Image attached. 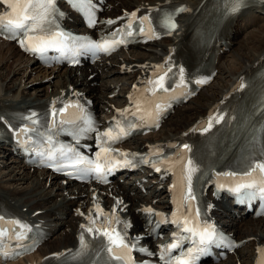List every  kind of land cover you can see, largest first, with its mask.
Wrapping results in <instances>:
<instances>
[{
    "label": "bare ground",
    "instance_id": "1",
    "mask_svg": "<svg viewBox=\"0 0 264 264\" xmlns=\"http://www.w3.org/2000/svg\"><path fill=\"white\" fill-rule=\"evenodd\" d=\"M165 1H179L187 3L192 8L198 0H117L118 4L113 5V8L132 9L139 5H155ZM264 13V7L261 8ZM259 20L264 21V16L255 10L249 11L244 15V20L241 25L240 18H237L232 28V33H237L240 28L253 27L252 25L259 23ZM262 21V22H263ZM248 25V26H247ZM245 32V31H244ZM198 26L194 29L193 36L199 37ZM233 46L238 45L237 53L227 68H222L223 59H219L218 78L213 80L203 94L200 92L196 98L190 101L185 108H178L173 115L169 116L161 129L155 136H151L152 140H166L183 136L187 133L190 126L198 118L205 115L206 111L220 99V97L228 90L238 76L245 74L256 61L264 56V24L252 30L243 40L235 42ZM3 45V44H1ZM166 41L155 43L145 52H136L125 56H119L117 59H111L103 65L106 69L104 75L92 69L84 74H75L71 70H54L44 69L40 66L32 64L30 61L22 58L15 49L9 45L0 46V100L12 104L16 107H22L30 103L39 102L55 95L61 91L78 90L89 97L100 102H110L106 99L111 92L110 86L118 85L119 77L125 79L128 83L133 82L136 77H139L144 71L149 61H154L157 55L164 49ZM229 53L234 51L232 47ZM221 63H220V62ZM122 64H129L132 67V73L128 75L118 74V69ZM221 64V65H220ZM7 70V75L4 70ZM12 74L11 79L6 80ZM93 75L87 79V76ZM249 74L247 82H255L259 79ZM33 80V83L31 81ZM38 81V83L36 82ZM215 82V84H213ZM37 85V88L34 86ZM21 86H27L28 90L20 89ZM29 90L34 91L32 94H27ZM123 88H120L122 91ZM184 108V109H183ZM147 138V137H146ZM146 138H136L135 146H141L146 141ZM219 153H223L227 163L231 164V159L234 157L232 152H225V148L218 149ZM206 155L202 157L207 162L215 155L213 150H206ZM6 149L0 147V159L6 157ZM8 157V156H7ZM213 164L221 165L218 160H213ZM0 202L7 204L10 208H25L28 215H32L35 211H42L41 214L32 216L34 219L43 221L45 227L53 232L52 237L47 241L34 255L29 256V261L35 258L42 257L48 253L66 248L72 244L73 221L79 219L74 217L78 209L86 213L89 208L103 206L106 199L99 196L92 200L89 193L83 187H73L70 184L61 185L60 181L55 178H48L44 173L29 171L22 166L16 159L9 161H0ZM122 198L125 203H128V213L143 202V198L136 197L137 191L123 190ZM132 193V195H129ZM154 195V194H152ZM222 204L221 202L218 204ZM232 214L229 211H217L216 218L228 230L237 237V239L248 238L246 245V253L243 255L242 250L236 252L234 256L226 259L223 264H250L252 255L257 249V246L264 241V219L251 220L239 219L238 222H243L242 227L236 228L232 226ZM225 223V225H224ZM250 256V260L246 263ZM16 264H24V261ZM222 264V263H221Z\"/></svg>",
    "mask_w": 264,
    "mask_h": 264
},
{
    "label": "snow or ice",
    "instance_id": "2",
    "mask_svg": "<svg viewBox=\"0 0 264 264\" xmlns=\"http://www.w3.org/2000/svg\"><path fill=\"white\" fill-rule=\"evenodd\" d=\"M8 2H9V6L13 9V12L15 13V19L7 20V25L10 26V28L22 29V28H25L26 22L32 21L31 25L27 28V31L35 32L38 29L43 31L44 25L46 23H51V21L49 20V17L54 11L53 9L54 0H8ZM76 2L78 4H83L85 3V0H76ZM260 2L264 3V0H260ZM244 3H245V0H233V7L231 10L233 12L238 11L239 8ZM33 8L37 9L35 15H33L31 12ZM180 10L183 11L185 9H180ZM132 15L134 17L135 13H133ZM3 19H4L3 17H0V23H3ZM144 20L147 21L148 17H144ZM91 22L94 23V20ZM109 23H112V21H109ZM165 23L169 30H173L176 27V25L171 22V18L166 20ZM128 27L131 28V23H129ZM143 30L144 29L141 28V31ZM131 34H132L131 32L128 33V35H131ZM62 35H63L62 33H56L54 36L50 37L47 40L42 39V38H39L38 40L37 37L28 36L26 34L25 39L21 40L20 44L22 47H25L26 51L41 53L48 47L62 46V41L57 39V37H61ZM11 38H14V37H11ZM37 40L38 42H36ZM119 43H121V41L119 40H113L111 42L108 40H105L101 43L90 44L89 47L96 51H103L107 53V52L114 50L115 45ZM168 71H171V69H168ZM180 74H181V83H183V69H180ZM163 81H164V76H160L159 79L155 81V84L159 88H164ZM204 82L205 81H202V80L197 81L198 84H202ZM149 83H152V81H149ZM241 87H243V84H241ZM166 90L167 89H165V91ZM157 107L159 108V105ZM61 111H63V109ZM0 119H2V117H0ZM221 119H223L222 116L221 117L210 116L207 122V127H205L203 131L204 132L209 131V129L213 125V121L218 124L220 123ZM32 122L36 123L35 120H33ZM102 135L107 136L109 140H112L113 142L119 139L118 136H113L110 131L105 132ZM184 148L190 151L188 145H184ZM101 152L107 153L109 156L111 155V150L108 148L102 147ZM120 155H127V154L121 153ZM99 157H100V154L98 153L97 154L98 160H99ZM88 163L92 165V167L88 168L86 172L95 171L97 173V178L103 181L104 180L103 165L100 164L99 162H93V161H89ZM124 163L130 164L131 161L125 160ZM184 167H185V179L188 181V192L185 196V199H194L195 197L192 195V191H191V179H192V175L196 172L197 169L191 160H188ZM256 167H258L262 172H264V164H258ZM110 170L111 169L109 168V171ZM156 170L159 171L160 169L157 168ZM146 211L151 212V209H147ZM100 215H101V210L97 207V216L99 217ZM0 220H3L2 216H0ZM89 220H90V223L93 225V227L85 228L84 225H82L81 227L84 228L85 231L90 234H98L100 236L105 237V239L107 240V246L105 249L107 253L111 256L112 259H115V260L122 259L121 256L116 255V250L122 249V248L128 249V245L125 244L123 236L119 232H117L114 228H109L107 226L96 227L95 220H92L91 217H89ZM12 223L21 228L25 227L23 225H20L18 221H12ZM185 223L187 224V221ZM184 230L191 231L193 235H198L200 243H205L206 241L211 240L213 237V231L211 229V226H207L203 229V231H199V232H197L194 229H190L188 227H185ZM3 234H4L3 232H0V236H2ZM175 247H176V244L169 245V248H175ZM88 248H89L88 243L85 242L83 235H81L80 249L77 251V253L75 254L73 258L83 257L84 255L87 254ZM258 251L264 254V249H260ZM189 255H191V253H189ZM179 264H187V262L180 261ZM259 264H264V260L259 262Z\"/></svg>",
    "mask_w": 264,
    "mask_h": 264
},
{
    "label": "rangeland",
    "instance_id": "3",
    "mask_svg": "<svg viewBox=\"0 0 264 264\" xmlns=\"http://www.w3.org/2000/svg\"><path fill=\"white\" fill-rule=\"evenodd\" d=\"M263 20H259V23L256 24V26H253V27H245V32H243L242 36L240 38H237L236 41H241L243 40L246 36H248V34L250 33V31L252 30V32H254V30L256 29V27H259V26H262L264 24V21L262 22ZM234 47V51L232 53H227L225 55V57L223 58V65H222V68H227V65L229 63H231V61L233 60L235 54L237 53V50H238V45L236 44ZM145 52V51H144ZM221 63V62H220ZM221 65V64H220ZM7 75V74H6ZM11 77H12V74H11ZM11 77L9 79H11ZM8 79V81H9ZM38 83V81H36ZM31 83H33V80L31 81ZM28 87L26 86L24 90H28L27 89ZM34 88H37V85L34 86ZM34 93V91L32 90H29V92L27 94H32ZM0 161H3V160H0ZM5 161H7V159H5ZM4 161V162H5ZM0 170H2L1 166H0Z\"/></svg>",
    "mask_w": 264,
    "mask_h": 264
}]
</instances>
